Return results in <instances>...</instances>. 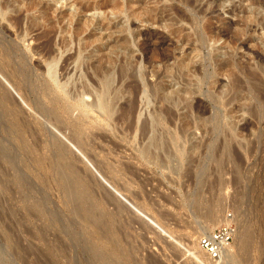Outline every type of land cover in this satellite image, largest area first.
Masks as SVG:
<instances>
[{
  "label": "rangeland",
  "instance_id": "rangeland-1",
  "mask_svg": "<svg viewBox=\"0 0 264 264\" xmlns=\"http://www.w3.org/2000/svg\"><path fill=\"white\" fill-rule=\"evenodd\" d=\"M76 1L0 0V91L13 112L0 108V128L20 123L0 129L19 164H0V264H87L73 232L92 235L118 264H206L190 252L227 214L235 233L222 264H264V0ZM97 70L121 86L112 112L91 103ZM81 80L92 94L72 95ZM52 99L66 104V113L55 109L58 119L82 127L80 138L90 133L84 147L45 121L40 107ZM129 101L134 125L126 128L128 115L109 116ZM144 118H156L160 152L170 157L139 154ZM52 139L75 158L105 226H80L72 214L49 168ZM32 201L42 214L28 212ZM206 214L217 222L204 223Z\"/></svg>",
  "mask_w": 264,
  "mask_h": 264
},
{
  "label": "bare ground",
  "instance_id": "bare-ground-1",
  "mask_svg": "<svg viewBox=\"0 0 264 264\" xmlns=\"http://www.w3.org/2000/svg\"><path fill=\"white\" fill-rule=\"evenodd\" d=\"M38 1V0H37ZM55 2H59L60 0H53ZM66 1V0H64ZM76 1V0H75ZM80 1V0H79ZM41 2V1H40ZM38 3V2H37ZM37 3H35V5H37ZM61 3V2H60ZM74 3V2H73ZM77 3V1H76ZM29 4V3H28ZM27 6H33V4H29ZM72 6H74L72 4ZM83 9H85L86 7L83 6ZM99 6L98 5H95V6H88L87 9H92V10H95V9H98ZM75 9V8H73ZM77 9V8H76ZM79 9V8H78ZM77 9V10H78ZM76 10V11H77ZM71 11V10H69ZM75 11V10H74ZM36 25V24H35ZM52 39V38H50ZM49 41V40H48ZM48 44V42H47ZM50 49V48H49ZM46 51V50H45ZM52 51V50H51ZM79 51V50H78ZM49 51L47 50L46 53H48ZM80 52V51H79ZM50 53V52H49ZM77 53V52H76ZM48 56V54H47ZM49 60V59H48ZM64 60V59H63ZM261 61V60H260ZM1 62V61H0ZM3 62V61H2ZM47 62V61H46ZM1 67L0 66V72H1ZM17 70V69H15ZM9 72V71H8ZM14 72V71H13ZM46 72H47V75L49 77L50 80L54 81L55 82V62H54V59L51 58L48 63H47V68H46ZM94 72V71H93ZM119 73L121 72L120 70L118 71ZM3 73V71L1 72ZM12 73V71H11ZM27 73V72H26ZM8 74V73H7ZM7 74L6 75V78L9 80H12L13 78H15V74H11L10 76H8ZM10 74V73H9ZM29 74V73H28ZM122 75V73H120ZM22 75V74H21ZM31 75V74H30ZM93 75V74H92ZM94 75L97 77V82L95 81V83L98 85H96V87H94V95H93V100H92V105L98 109H101V111L103 110H106L108 112H112V110L114 109V103H116V98L120 99L122 96H121V86L119 84V89L117 91V89L115 90L113 86L114 84V79L112 77V75L110 76L109 73H107L106 71L104 70H97V72L95 71L94 72ZM118 75V74H117ZM29 76V75H28ZM120 76V75H119ZM5 77V76H4ZM25 77V81H27V75L26 76H23V78ZM122 77V76H121ZM80 78L82 79L83 76L80 75ZM119 78V77H118ZM117 78V79H118ZM22 79V78H21ZM66 79V78H65ZM121 79V78H120ZM119 79V82L121 81ZM29 80V79H28ZM94 80V79H93ZM21 81V80H20ZM117 81V80H116ZM66 82V81H65ZM15 83V82H14ZM22 83V82H21ZM27 83V82H26ZM70 83V82H69ZM117 83V82H116ZM121 83V82H120ZM76 84V83H75ZM122 84V83H121ZM40 85V84H39ZM63 85V84H62ZM65 85V84H64ZM67 85V84H66ZM91 85V84H90ZM123 85V84H122ZM61 86V85H59ZM73 86V87H72ZM72 95L75 93V94H86V93H89V94H92L93 92L88 89L89 86H87L84 82H82L81 80V83L77 86L75 85H72ZM20 87V86H18ZM36 87V86H35ZM41 87V86H40ZM44 87V86H43ZM65 87V86H64ZM63 87V88H64ZM123 90L125 91V89L127 90L126 87H124V85L122 86ZM32 88V87H31ZM1 89V88H0ZM19 90V89H18ZM38 91L39 94L41 95H45L44 93V90L43 88H37L36 89ZM35 90V91H36ZM46 90V89H45ZM121 90V91H120ZM2 91V90H1ZM1 91H0V94H1ZM34 91V92H35ZM66 91V90H65ZM92 92V93H91ZM6 93V92H5ZM37 93V92H36ZM35 93V94H36ZM70 93V92H69ZM124 93V92H123ZM126 93V92H125ZM124 93V94H125ZM8 95V94H7ZM26 95V94H25ZM24 95V96H25ZM71 95V94H70ZM32 96V95H31ZM34 96V95H33ZM39 96V95H38ZM48 96V95H47ZM79 96V95H78ZM124 96V95H123ZM0 97L2 99H0V108L2 109L1 111H3V113H6L8 114L9 116H12L13 112H12V109H7L8 107H6L7 103L5 102L6 101V97L3 96V93L0 95ZM29 98V97H28ZM41 98V97H39ZM30 99V98H29ZM34 99H36V96L34 97ZM47 99V97H46ZM51 99V98H49ZM55 99V98H54ZM124 99V98H123ZM11 100V99H10ZM37 100V99H36ZM125 100V99H124ZM29 101V100H28ZM34 101V100H33ZM39 101V100H38ZM49 101V100H48ZM60 101V100H59ZM120 101V100H119ZM37 102V101H35ZM6 103V105H5ZM62 103V102H61ZM60 102H58L57 100H51V104L50 106L48 107H40L41 111H42V114L44 115L45 117V121H48V122H52V124L54 123L57 127L58 130L60 131H67V138H69V140L73 141L74 143H76L78 146H81V147H84V143L88 140H90L91 138H89V135H86L84 136L85 134H83L82 136H84L83 138H80L79 136H77V132L80 131V128L79 125L77 124H74V123H70L69 126L67 125V123L65 124L64 121L62 122L60 119H58L59 117H57L58 115L56 114L57 112L54 113L55 109H59V110H62V108H64L63 112L66 113L65 111V105L62 103L61 104ZM126 103V102H125ZM129 103H131L129 101ZM38 104V103H37ZM124 104V102H123ZM128 104V103H127ZM40 106V105H38ZM13 108V107H12ZM133 108H134V104L133 102L130 104L129 108H127L126 110L124 111H121L118 112L119 113H116V115H113L111 113V115L109 116V118L111 120H114L115 122L118 121V120H123V118H127V117H124L125 115H128V118L131 117L132 113L134 112L133 111ZM69 109V108H68ZM17 111V110H16ZM58 111V110H56ZM133 111V112H132ZM105 112V111H104ZM1 113V114H3ZM68 113V112H67ZM70 113V112H69ZM6 114H4L6 116ZM62 114V113H61ZM60 114V115H61ZM158 114V113H157ZM4 115H1L2 117ZM156 115V114H155ZM65 116V115H64ZM67 116V115H66ZM158 116V115H157ZM156 117V116H155ZM6 118V117H5ZM10 118V117H9ZM63 118V117H62ZM68 118V117H67ZM132 118V117H131ZM158 118V117H157ZM160 118V117H159ZM162 118V117H161ZM160 118V119H161ZM4 119V118H3ZM11 119H13L11 117ZM147 119V118H146ZM152 119V118H151ZM1 120V119H0ZM7 120H10V119H7ZM20 120L23 121V119L21 118ZM125 120V119H124ZM133 120V119H132ZM132 120L129 118V120H126L127 123H126V128H130L132 125L133 122ZM3 121H6V120H3ZM22 121H20L22 123ZM67 121V120H66ZM70 121V119H69ZM68 121V122H69ZM125 121V122H126ZM141 123L139 122L140 125H138V128H139V143L143 140H145V143L140 146L139 148V154H141L143 157H148V158H155V159H159L160 157H162V154H164L165 156L167 155V150H163L162 152H160V150H162L163 148L161 147L160 148V144L161 143V131L159 132V128H157L156 126V123H157V120L156 118L152 119V120H140ZM114 122V123H115ZM1 123V121H0ZM3 123V122H2ZM0 124V125H5V122L4 124ZM6 123H8L6 126L3 127L4 131L7 132V130H10V129H15L18 125V121L16 120H11V121H6ZM20 124V123H19ZM53 124V125H54ZM137 124V123H136ZM159 124V122H158ZM54 125V126H55ZM81 125V124H80ZM30 127V126H29ZM133 127V126H132ZM2 129V127L0 128ZM2 129V130H3ZM26 129V128H25ZM28 129V127H27ZM86 129V128H85ZM159 129V130H158ZM11 130V131H12ZM83 130V129H82ZM24 131V130H23ZM87 131V129H86ZM4 132V133H6ZM27 132V131H26ZM32 132V131H31ZM63 132V133H64ZM82 131H80L81 133ZM167 132V131H166ZM16 133V132H15ZM29 133V132H28ZM23 132H18L16 134H14V139L16 140V142H19L22 137H23ZM33 134V133H32ZM165 134V133H164ZM164 134H163V138H164ZM168 134V133H167ZM28 135V134H27ZM51 135V134H50ZM92 135V134H91ZM1 136V135H0ZM31 136V134H30ZM34 136H35V133H34ZM37 136V135H36ZM94 136V135H93ZM3 137V136H2ZM172 138V137H171ZM1 139V138H0ZM34 139V138H33ZM32 139V140H33ZM36 139V138H35ZM4 140V139H3ZM38 140V139H37ZM54 140L53 142V146H54V156L51 155V163H49V168L52 170H55V181H56V185L60 186L61 188V193H63L64 195V198L67 200V202L71 203V212L72 214H74V216H76L78 218V221L80 222V226H90V227H95V228H98V226L96 227V224H98L99 226L102 224L103 226H105V222H104V218L102 219V214L100 213L101 211L98 212V209L101 207H98L101 202L95 198V195L93 193V191L91 190V188L87 185L86 183V179H85V176L83 175V173L80 172V170L75 166L74 164V161H75V158L73 157V155H70L68 153V151L65 149L64 145H62L60 142H57L56 139H52ZM51 140V141H52ZM7 141V140H6ZM47 141H49L47 139ZM167 141V140H165ZM36 142V141H35ZM40 142V141H39ZM38 143V142H37ZM52 142L49 143V145L51 144ZM143 143V142H142ZM36 144V143H35ZM45 144V142H44ZM89 144V143H88ZM165 144V142H164ZM40 145V144H39ZM14 146V145H13ZM12 145H10L8 143L5 144L3 143V141L0 140V164L1 163H6V162H10L12 163L14 158L16 156H14V153H13V150ZM19 146V145H18ZM42 146H45V145H42ZM164 146V145H163ZM167 146V145H166ZM176 146V144H175ZM46 148V147H45ZM44 148V149H45ZM79 149V148H78ZM167 149V148H166ZM27 150V148L25 149ZM46 150V149H45ZM181 150V149H180ZM15 151V150H14ZM31 151V149H30ZM157 151V152H156ZM178 151V150H177ZM17 152V151H15ZM83 152H85L87 155L89 153H87L86 150H84L83 148ZM17 153H15L16 155ZM19 155V154H18ZM86 155V156H87ZM85 156V157H86ZM164 156V157H165ZM90 157V156H89ZM159 157V158H158ZM167 157H170L167 155ZM172 157V156H171ZM50 158V157H49ZM47 159V158H46ZM89 159V158H88ZM162 159V158H161ZM161 159H159L161 161ZM170 159V158H168ZM17 160V159H16ZM15 160V161H16ZM19 160L21 161V158H19ZM12 161V162H11ZM160 161H158L160 163ZM165 161V160H164ZM163 162V161H162ZM161 162V163H162ZM160 163V164H161ZM12 164H16V165H19L17 163H12ZM11 164V165H12ZM164 164V163H163ZM16 165H13V166H16ZM2 166V165H0ZM47 166V165H46ZM128 167V166H126ZM124 168V167H123ZM108 169V168H107ZM16 170V169H15ZM50 170V171H51ZM113 170V169H112ZM17 171V170H16ZM15 171V172H16ZM109 171V170H108ZM127 171V170H126ZM18 172V171H17ZM16 172V173H17ZM118 172V171H117ZM2 174V173H1ZM108 174V173H107ZM123 174V173H122ZM86 175V174H85ZM110 175V174H109ZM108 175V176H109ZM3 178V177H2ZM3 181V180H2ZM54 183V182H53ZM55 184V183H54ZM60 184V185H59ZM125 184V183H124ZM3 185V184H2ZM28 185V184H27ZM31 185V184H30ZM118 185V184H117ZM32 186V185H31ZM30 186V187H31ZM57 186V187H58ZM123 186V184H122ZM29 187V188H30ZM56 187V186H55ZM123 188V187H122ZM7 190V189H6ZM20 192H19V198H23V197H27V196H24L26 194H23L22 190L19 188ZM11 191V190H10ZM60 192V191H59ZM18 193V191H17ZM61 195V194H60ZM18 198V199H19ZM104 198V197H103ZM102 198V200H103ZM24 199V198H23ZM34 199V198H33ZM29 200V199H28ZM101 200V201H102ZM106 200V199H105ZM20 201V200H19ZM64 201V200H63ZM105 202V201H104ZM108 202V201H107ZM107 202H105L104 204H106ZM68 203V204H69ZM70 205V204H69ZM40 205H38V202L36 201H32L30 202L29 204V211L28 212H35L37 214H42L43 212H41L40 208H39ZM107 206V205H106ZM69 207V206H68ZM28 209V208H27ZM101 210V209H99ZM119 213V212H118ZM215 213V212H214ZM33 214V213H32ZM110 214V213H108ZM116 214V213H115ZM35 215V214H34ZM106 215V214H105ZM111 217V216H110ZM109 218V217H108ZM204 220V223L208 224V223H215L217 222V216H215L214 214H206L205 218L203 219ZM126 221V220H125ZM130 222V221H129ZM70 223V222H69ZM66 224V223H65ZM129 224V223H128ZM132 224V223H131ZM121 225V224H120ZM125 225V224H124ZM123 225V226H124ZM138 225V224H137ZM67 227V226H66ZM122 227V226H121ZM69 228V227H68ZM67 229V228H66ZM70 230V229H69ZM136 230V229H135ZM71 231V230H70ZM206 231V230H205ZM208 231H211V230H208ZM68 233H71V232H68ZM208 233V232H207ZM76 235V233L73 232L72 236H71V240L75 243H73L74 245L76 244L78 247H80V249L82 248V254L84 255V260L86 261L87 258H89V261L87 264H118V263H115V260L114 259H111L108 255H106L101 248H98V246H96V244L92 243L90 240L92 237V235L89 237L87 236V234H85L84 232H82L80 234V236H84L83 238H78V236H73V235ZM95 234V233H94ZM138 234V233H137ZM87 236V237H86ZM86 237V238H85ZM93 245H92V244ZM131 245V244H130ZM132 248V247H131ZM134 248V247H133ZM132 248V249H133ZM192 250V249H191ZM200 250V249H199ZM228 250V249H226ZM224 251L221 253V256L217 259H211L209 258L205 252L201 253L200 251L198 252L197 250H192L190 253L192 254V257L196 258V260H200V261H203L205 262L206 261V264H220V262L222 261L223 257L226 255V252L227 251ZM83 255H81L83 257ZM229 256V255H228ZM226 257V256H225ZM80 258V257H79ZM90 258H93V260H91ZM83 259V258H82ZM151 259V258H150ZM148 259V260H150ZM153 259V258H152ZM151 259V260H152ZM151 262V261H150ZM148 264V263H147ZM150 264V263H149ZM152 264V263H151ZM222 264V262H221Z\"/></svg>",
  "mask_w": 264,
  "mask_h": 264
},
{
  "label": "built area",
  "instance_id": "built-area-1",
  "mask_svg": "<svg viewBox=\"0 0 264 264\" xmlns=\"http://www.w3.org/2000/svg\"><path fill=\"white\" fill-rule=\"evenodd\" d=\"M235 233V224L231 214L224 222L198 238V247L211 259H218L230 245Z\"/></svg>",
  "mask_w": 264,
  "mask_h": 264
},
{
  "label": "water",
  "instance_id": "water-1",
  "mask_svg": "<svg viewBox=\"0 0 264 264\" xmlns=\"http://www.w3.org/2000/svg\"><path fill=\"white\" fill-rule=\"evenodd\" d=\"M98 109V108H97Z\"/></svg>",
  "mask_w": 264,
  "mask_h": 264
}]
</instances>
